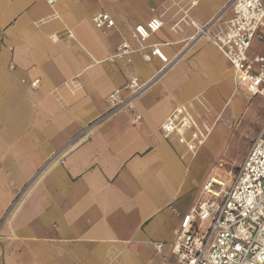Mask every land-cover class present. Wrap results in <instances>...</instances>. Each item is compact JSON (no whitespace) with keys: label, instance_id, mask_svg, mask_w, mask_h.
I'll return each mask as SVG.
<instances>
[{"label":"crops","instance_id":"obj_1","mask_svg":"<svg viewBox=\"0 0 264 264\" xmlns=\"http://www.w3.org/2000/svg\"><path fill=\"white\" fill-rule=\"evenodd\" d=\"M227 1L0 0V264H176L171 244L181 216L226 161L224 148L202 169L210 130L223 117L224 129L226 121L238 124L233 138L243 112L251 116L239 136H250L246 151L232 166L226 161L223 173L238 167L264 127V98L236 90L235 72L215 44L191 40L192 21L204 24ZM101 12L115 25L97 27ZM154 17L163 26L141 43L133 28ZM123 43L131 51L111 61ZM153 45L179 57L133 111L81 139L116 88L164 68L159 57L144 56ZM238 94L246 103L235 110ZM177 106L205 139L196 155L162 131Z\"/></svg>","mask_w":264,"mask_h":264},{"label":"built area","instance_id":"obj_2","mask_svg":"<svg viewBox=\"0 0 264 264\" xmlns=\"http://www.w3.org/2000/svg\"><path fill=\"white\" fill-rule=\"evenodd\" d=\"M190 3L193 6L197 0ZM94 23L99 28L115 25L106 12L97 14ZM192 24L197 29L192 41H211L228 59L235 72L236 90L248 98H264V54L253 50L256 41H264V0H229L209 21ZM162 26L163 21L154 17L146 24H137L132 34L143 43ZM129 51L130 45L123 43L110 60ZM151 55L159 57L165 63L164 68L147 81L133 76L116 88L107 98V109L78 135L81 139L88 136L86 130L93 126L122 111H133L137 99L153 79L179 57L170 60L159 45H153L151 54L144 56L150 60ZM37 83L34 81L33 85ZM162 131L165 136H177L193 155L205 141L182 106L173 109L163 122ZM225 164L226 161L220 160L213 167L197 200L181 216L171 244L176 264H264V127L234 171L219 172ZM164 246L162 242L154 244L157 251Z\"/></svg>","mask_w":264,"mask_h":264},{"label":"rangeland","instance_id":"obj_3","mask_svg":"<svg viewBox=\"0 0 264 264\" xmlns=\"http://www.w3.org/2000/svg\"><path fill=\"white\" fill-rule=\"evenodd\" d=\"M228 1H227V3H228ZM254 48L258 52L264 54V41L255 42V47ZM232 101H233L232 106L235 108V110L239 109L241 106H242V108H245V105H244L246 103V98L245 97H243V96H241L239 94L236 95V96L234 95L232 97ZM224 120L225 119L223 117L218 118L217 122L219 124L217 126L215 125L210 130L209 138H210V136L212 137L211 139L213 141V144H212L213 147L210 148L211 150L209 149L207 154L203 157L202 165L204 167H202V169H204L209 163L216 162L218 160V158H219L218 157L219 156V154H218L219 151L220 150L223 151L224 148H225V153L224 154L221 153L220 156L223 155L222 157H224V159L229 163L230 166H232V164L235 162L234 159L240 158L242 156V154L246 151V142L249 140L250 136H249V134H246L244 137L241 136V138L239 136H240V131L244 128V126L247 123L250 124L249 120H251V116H250L249 112H247V111L243 112L242 119H241L240 126H239V131H236L234 133L233 138H230L231 132L234 131L237 128L238 124L226 121V124H227L228 128L226 127L224 129V127H223ZM255 121H256V119H254L252 123L254 124ZM222 136L226 139V141H228L227 147H225V145L222 147V145H221L222 141H223V137Z\"/></svg>","mask_w":264,"mask_h":264}]
</instances>
